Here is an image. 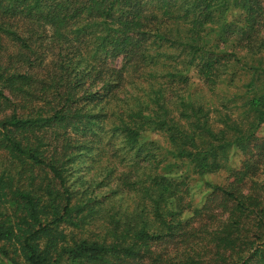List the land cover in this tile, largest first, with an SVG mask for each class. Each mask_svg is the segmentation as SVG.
I'll return each instance as SVG.
<instances>
[{
  "label": "trees",
  "instance_id": "trees-1",
  "mask_svg": "<svg viewBox=\"0 0 264 264\" xmlns=\"http://www.w3.org/2000/svg\"><path fill=\"white\" fill-rule=\"evenodd\" d=\"M263 125L264 0H0V264H264Z\"/></svg>",
  "mask_w": 264,
  "mask_h": 264
},
{
  "label": "rangeland",
  "instance_id": "rangeland-1",
  "mask_svg": "<svg viewBox=\"0 0 264 264\" xmlns=\"http://www.w3.org/2000/svg\"><path fill=\"white\" fill-rule=\"evenodd\" d=\"M196 82H198V79L193 75L192 84ZM224 90H226L225 87ZM262 130H264V125L262 127ZM145 135L147 137L155 139L158 142H162V139L159 138L157 135L150 134L148 132ZM242 158H243V154L241 152L237 150L232 151L229 159V165L238 166ZM191 177H192L191 184L194 190L193 193H194L195 202H198L201 201L206 196V194L210 189L207 183H212V184L224 183L226 180V172L221 171L215 174H206L203 176L193 175Z\"/></svg>",
  "mask_w": 264,
  "mask_h": 264
}]
</instances>
